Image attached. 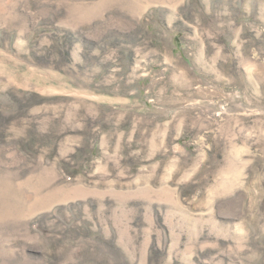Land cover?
<instances>
[{
  "label": "rangeland",
  "instance_id": "1",
  "mask_svg": "<svg viewBox=\"0 0 264 264\" xmlns=\"http://www.w3.org/2000/svg\"><path fill=\"white\" fill-rule=\"evenodd\" d=\"M0 264H264V0H0Z\"/></svg>",
  "mask_w": 264,
  "mask_h": 264
}]
</instances>
